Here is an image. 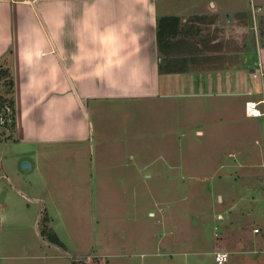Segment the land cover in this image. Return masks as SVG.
I'll return each mask as SVG.
<instances>
[{"label": "rangeland", "instance_id": "obj_1", "mask_svg": "<svg viewBox=\"0 0 264 264\" xmlns=\"http://www.w3.org/2000/svg\"><path fill=\"white\" fill-rule=\"evenodd\" d=\"M231 2L249 24L245 43L238 36L226 40L221 28L207 43L204 26L179 27L177 36L195 33L184 44L192 49L186 57L160 51L159 95L89 102L90 170L98 162L104 170L111 164L119 174L115 179L122 175L125 182L98 180L100 190L86 192L77 181L86 149L80 143L72 151L55 148L45 190L32 168H22L29 160L18 163L15 150L6 148L8 178H0V204L6 215L2 230L11 228L6 235L0 231L1 252L22 236L47 243L36 233L40 204L33 199L41 195L58 215V235L75 247L72 253H81L72 260L84 264H216L215 250L228 252L224 264H264V120L244 110L257 97L252 86L260 80L250 69L258 57L264 62L252 29L264 0ZM6 80L0 74V94L10 96ZM0 127L9 130V124ZM18 225L21 232H9Z\"/></svg>", "mask_w": 264, "mask_h": 264}, {"label": "crops", "instance_id": "obj_2", "mask_svg": "<svg viewBox=\"0 0 264 264\" xmlns=\"http://www.w3.org/2000/svg\"><path fill=\"white\" fill-rule=\"evenodd\" d=\"M159 1L0 0V63L10 71L14 100V127L8 131L0 127V178H8L4 175L3 160L6 148L10 147L15 150L18 163L24 158L29 160L27 170L32 168L47 190L46 170L53 167V161H49L55 148L72 151L75 144L83 143L85 161L77 181H83L86 192L100 190L96 186L98 180L106 184L125 182L122 175L115 179L119 174L112 172L111 164L110 169L104 170L98 162L90 170L86 144L91 137L89 102L159 95L160 51L163 49L165 56L173 53L186 57L192 49L185 47V42L192 40L195 33L177 36L179 27L199 30L204 26L206 42L215 39L219 28L228 41H235L238 36L245 43L250 36L249 24L243 22L246 16L237 6H231V0H209L208 8H202L197 1L181 6ZM258 11L252 29L262 57L264 6L257 7L255 12ZM255 62L264 70L262 58L254 60L256 66ZM252 87L257 97L251 100L261 101L259 108L264 113V76ZM251 117L264 120V114ZM59 165L61 168L62 163ZM133 170L135 167L125 169L126 174ZM33 201L40 204L35 221L38 223L46 210L49 224L56 231L58 215L48 199L40 195ZM2 217L0 231L6 235L11 227L2 230L6 220L3 211ZM21 229L18 225L9 232L15 234ZM68 231L71 233L70 226ZM36 233L39 234L38 228ZM56 233L61 247L47 240L45 244L28 242L23 236L18 241L14 238L0 251V264H71L73 256L81 253H72L75 247L58 235H62L59 229ZM50 246L51 252L41 253L42 247Z\"/></svg>", "mask_w": 264, "mask_h": 264}, {"label": "trees", "instance_id": "obj_3", "mask_svg": "<svg viewBox=\"0 0 264 264\" xmlns=\"http://www.w3.org/2000/svg\"><path fill=\"white\" fill-rule=\"evenodd\" d=\"M0 74L3 75L6 80V86H7V93L10 96H6L3 94H0V111L5 110L6 108L10 111V116L12 118L11 122L9 123V127H14V100H13V80L10 74L9 69L4 66L2 63H0ZM40 225V234L46 238V240L52 244H56L59 246H63L62 242L59 240L56 233L53 231V229L49 226V218L47 214H44L39 221ZM71 264H84L82 261L79 260H72ZM94 264V262H93Z\"/></svg>", "mask_w": 264, "mask_h": 264}, {"label": "built area", "instance_id": "obj_4", "mask_svg": "<svg viewBox=\"0 0 264 264\" xmlns=\"http://www.w3.org/2000/svg\"><path fill=\"white\" fill-rule=\"evenodd\" d=\"M256 63V68H252L251 73L253 77H263L264 76V70L262 69L261 65L259 62ZM261 101H246L244 110L245 114L248 116H260L264 114L262 111L259 110L258 104H260ZM12 118L10 116V111L8 108H6L3 111H0V125H5L9 124L11 122ZM2 208L0 204V224L2 222ZM257 230V229H256ZM214 261L216 264H224L228 260V252L227 251H222V250H215L214 251Z\"/></svg>", "mask_w": 264, "mask_h": 264}, {"label": "water", "instance_id": "obj_5", "mask_svg": "<svg viewBox=\"0 0 264 264\" xmlns=\"http://www.w3.org/2000/svg\"><path fill=\"white\" fill-rule=\"evenodd\" d=\"M29 167V164L27 161L22 162V168L27 169Z\"/></svg>", "mask_w": 264, "mask_h": 264}]
</instances>
